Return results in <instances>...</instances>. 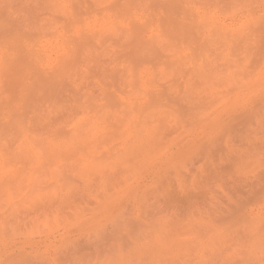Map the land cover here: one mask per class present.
<instances>
[{
	"label": "rangeland",
	"instance_id": "1",
	"mask_svg": "<svg viewBox=\"0 0 264 264\" xmlns=\"http://www.w3.org/2000/svg\"><path fill=\"white\" fill-rule=\"evenodd\" d=\"M94 2L0 3V40L15 44L9 73L0 80V135L10 137L19 153V175L8 198L41 183L48 198L55 200L57 188H63L73 193L63 216L64 226L69 228L101 216L106 217L108 227L109 203L101 197L127 179L124 168L112 163L109 144L79 150L72 146L69 126L89 119L97 109L111 118L113 131L138 112L171 113L179 105L193 102L200 106L202 117L231 105L228 115L242 117L237 135L244 139L264 121V98L256 95L245 101L244 79L234 72L243 55L242 43L228 36L232 25L227 20L205 16L199 7L203 0H138L147 7L129 19L123 13L116 14L117 19H101L90 7ZM41 3L49 6L46 16L38 14ZM34 50L44 55L37 58ZM221 132L223 126L217 134ZM237 135L230 131L219 145L210 137L199 163L193 159L199 150L190 154L192 166L197 172H203L205 166L215 168L214 155L221 148L225 153L238 150ZM251 139L259 142L258 136L251 135ZM36 141L55 146V151L38 150ZM237 171L249 178L225 191L228 203L214 218L209 216V222L233 219L229 205H242L247 222H258L264 216L262 170ZM67 175L72 176V183L65 181ZM216 187L223 190V184ZM209 199L216 198L210 194ZM112 206L138 218L135 198L122 195ZM18 211L21 215L30 212L31 203ZM60 213L58 206L52 217L57 226Z\"/></svg>",
	"mask_w": 264,
	"mask_h": 264
},
{
	"label": "clouds",
	"instance_id": "2",
	"mask_svg": "<svg viewBox=\"0 0 264 264\" xmlns=\"http://www.w3.org/2000/svg\"><path fill=\"white\" fill-rule=\"evenodd\" d=\"M90 7L101 19H117L119 13L129 19L147 6L138 0H96ZM199 7L205 16L227 20L232 25L228 36L243 45L234 72L244 79L245 101L256 95L264 98V0H203ZM49 11L47 4L39 5L40 16ZM0 49L4 50L0 51L3 80L13 62L15 44L0 40ZM33 55L41 58L44 53L34 50ZM190 95L195 97L194 92ZM199 107L193 102L171 113L138 112L115 131L111 118L97 109L89 119L69 126L75 150L109 144L112 163L125 170L126 181L101 197L109 203L108 227L105 216L65 227L63 216L73 193L63 188H57L59 196L51 200L45 186L34 183L9 199L8 190L19 175V153L10 137L0 135V264H264V216L247 222L242 205H229L233 219L209 222V216L214 218L228 203L225 191L249 178L238 168L259 167L264 183V121L251 134L259 137L257 142L251 135L248 139L237 135L242 117H229L231 105L203 117ZM221 126L223 132L217 134ZM230 131L237 135L238 150L225 153L221 148L214 155L216 167L205 166L197 172L190 154L199 150L198 157H193L199 163L209 138L214 137L213 143L219 145ZM36 147L55 151V146L40 141ZM64 179L73 182L71 175ZM217 184H223V190ZM210 194L216 199L210 200ZM122 195L136 199L138 218L112 206ZM28 202L31 211L21 215L18 210ZM58 206L59 226L52 222Z\"/></svg>",
	"mask_w": 264,
	"mask_h": 264
}]
</instances>
